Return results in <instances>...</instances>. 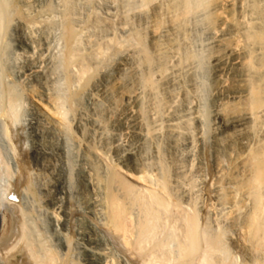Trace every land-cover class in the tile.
I'll return each mask as SVG.
<instances>
[{
  "label": "bare ground",
  "instance_id": "bare-ground-1",
  "mask_svg": "<svg viewBox=\"0 0 264 264\" xmlns=\"http://www.w3.org/2000/svg\"><path fill=\"white\" fill-rule=\"evenodd\" d=\"M110 1L105 6L110 10L104 7V12L98 10L100 15L96 10L99 4L93 0H0V264H264V129L251 147L253 134L244 126L247 118L244 115L226 117L220 110L213 113L217 119L215 134L227 133L228 146L236 143L248 151L245 155L239 153L238 165L235 163L234 172L239 179L233 176L219 181L217 178L210 180L209 185L204 178L196 181L207 185V197L204 195L206 199L200 203L184 194L174 195L166 178L156 176V179L152 172L155 178H151L154 184L151 189L136 187L121 174L118 163L137 164L134 147L121 144L115 128L105 131L103 122L89 115L79 102V92L91 78L92 61L104 55L115 42L107 33L89 51L81 45L82 33L88 29L87 24L97 30L108 31L113 27L118 13ZM201 1L180 0L179 5L187 12L197 9ZM145 3L142 2L143 6ZM180 13H176L178 19ZM255 38L262 40L259 33ZM142 51L143 61L150 63L151 56ZM127 60L128 56L120 58L115 71L119 72ZM242 60L230 50L227 55H215V91L220 96L245 91L248 106L245 108L252 114L260 109L261 114L264 74H260V83L258 78H250L253 71L252 75L240 71ZM226 74L231 75L228 82ZM106 78L112 76L106 75ZM151 78H145L146 88H153ZM102 88L101 82L93 83L86 96L88 104H96ZM29 98L41 102L59 124L48 120ZM128 99L127 107L118 114L117 123L131 137L142 141L153 129L147 121L156 117L158 108L156 112L154 101L148 98L144 101L139 94ZM173 122L167 125L172 128ZM197 142L203 150L201 135ZM232 187L235 192L229 195V203L237 191H243L242 196L249 201L246 208L240 207L242 212L238 211L241 212L238 216L244 212L240 218L221 212L228 205L217 210L229 204L224 190L229 193L228 188Z\"/></svg>",
  "mask_w": 264,
  "mask_h": 264
},
{
  "label": "rangeland",
  "instance_id": "rangeland-1",
  "mask_svg": "<svg viewBox=\"0 0 264 264\" xmlns=\"http://www.w3.org/2000/svg\"><path fill=\"white\" fill-rule=\"evenodd\" d=\"M93 1L97 2L99 4L98 6L101 7V8L98 7L96 9L97 12L101 11L102 13L105 11V9L110 10L107 7H105L107 5L106 2L108 3L110 0L109 1L108 0H99V1L93 0ZM202 1L198 6H196L197 9L194 7L193 9H190L187 12H185L183 7L179 5L180 0H155V1L153 0L152 2L146 1V3H145V0H142V1L140 0H112V2L110 1L111 3H113L112 5L116 6V7L115 6H112V7L114 11L118 13V14L116 13L117 15L114 16L113 27H110L108 31L106 29L97 30L95 27L94 29H92L93 26L90 24H87L86 28L88 29L85 28L87 31L84 29L85 31H83L84 33H82L84 36V39L81 40V43H82L81 45L84 48L87 47L86 50L91 51L93 50L95 42H98V40L101 41V39H103L102 36H105L107 33H108V36L114 37L115 42L113 45L108 46V48L106 49V52L104 53V55H102L103 57L102 56L97 57V59H94L92 61L93 70L91 73V78L86 84V86L79 92L80 93L79 102L81 103L83 107L86 108L87 113L89 115L96 116L97 119L101 121V123L103 122L102 124H103V127L105 128V131L106 130L112 131L113 128H115V132L119 133V141L121 142V144L125 145L126 147L127 146L132 147V148L134 147L133 153L135 155V158H137V164L133 165L132 163L125 162V161L118 163L119 164L118 168L120 169L121 174L125 176V178L129 182H131L136 187H140L143 189L149 187L151 189L154 187L153 179L156 176L158 177L160 176L159 178L165 177L167 180V183L169 184L170 190L174 195L180 196L184 194L190 197L191 199L193 197L192 201L195 200L197 201V203H200L203 199H206L207 194H208L206 191L207 190L206 186L210 184V180L216 181L218 178L219 181H223L224 178L233 177V176L236 179L240 178L234 172L235 171L234 167L236 168V166L238 165V162H239L238 156L240 155L239 153H241L242 155H245L248 151V148L240 147L236 143L235 144L232 143L230 145L231 147L228 146L227 144L228 138L226 137L228 136L227 133L215 134L214 131H215V126H216L215 124H216L217 119L215 120L214 114L220 110L223 113V115H225L226 117L228 115H233V114L237 116L244 115L245 117H247L244 119L245 120L244 126L249 127L248 129L252 131L254 141L251 142V147H254L255 145L254 142L260 138V134H262V130L264 129L263 128L264 127V111L261 112L262 115L260 114V109L257 111V113L252 114L248 110V108H245V107H248L247 98H246L247 95L245 91L238 92V93L228 92L227 95L224 94L225 96L217 95L215 91L216 79L214 76V67H213L214 66L213 59L215 55L216 54L227 55L230 50L232 51L233 56H240L243 59L242 60L243 63L240 66L241 68L240 71L242 70L248 75L249 74L252 75L254 73L252 75L253 77L250 76V78H258L259 80L258 82L260 83V74H264L263 73L264 72V62H263L264 61V49H263L264 48V36H263L264 35V19H263L264 18V4H263L264 0H260V1L259 0L258 1L257 0H243V2H241L243 5L240 4V0H238L239 2L237 0H208V1L202 0ZM142 2L145 3L146 6H143L144 4H142ZM258 2H260L261 4ZM206 3H208L209 6ZM237 3L240 5L238 6ZM255 4H258V5H255ZM140 5L141 7H139ZM203 5L204 6L206 5V6L204 7ZM180 6L182 7L181 10H180L181 8ZM251 6L254 8H252ZM201 7L203 8V10ZM115 8H117V11ZM113 9H111V11H113ZM168 9L171 10L169 11V13H168ZM252 9H254V11ZM165 10L167 11V13ZM249 11H250V15H249ZM176 13L177 15L178 13H180L179 17L181 19L180 18L178 19V16H176ZM193 13L195 14V16ZM97 14H100V12ZM167 14L168 15L170 14V15L168 16ZM175 20H177L178 22ZM120 21L121 22L123 21V23H121ZM179 21H182V22H179ZM242 27L244 29H242ZM111 28H114V29H111ZM247 31H249L248 34L246 33ZM131 33H134V34H131ZM258 33H259V36L262 37L261 41L255 38V36L258 35ZM99 34L101 36H99ZM220 38L222 39L221 42L219 41ZM249 38L251 39L248 40ZM118 39L119 40L121 39V40L119 41ZM123 39L125 41L121 42ZM85 42H87L88 45ZM136 43H140V44L137 45ZM142 45L144 46V48L145 47L146 48L144 49ZM258 45H259V48H258ZM251 47L252 49H250ZM142 50H145V52L149 54V56H151L152 61L150 63H146L145 61H143L144 53ZM235 51L238 53V55ZM138 53H140L139 56H138ZM124 56H128L129 60H127V63H125V65L122 67V69L119 72L115 71L116 63L120 60V58ZM248 56H250L249 59H248ZM249 64H251V66ZM0 69H1V65H0ZM146 72L149 74H147ZM106 75L107 76L111 75L112 78H106ZM230 76H231L230 74H226L224 76L225 79H227L226 82H228ZM136 77L137 78L139 77L140 80L137 79ZM147 77H150V78L152 77L151 79L154 82V86L152 89L148 87L146 88V86L143 83L145 81V78ZM133 81H135V83ZM100 82L103 84V88L101 91H98L96 104L95 105L88 104L86 96L89 92V88L92 87L93 83L100 84ZM263 84H264V79H263ZM62 90L64 89L62 88ZM244 92H245V95H244ZM138 94L142 97V100L144 101H146L147 98L150 99L151 101L153 100L154 102L153 101L152 102L154 103L155 106H157L156 112L158 108V112H157L158 114L156 113L157 115L155 117L156 119L148 118V121H147V122L150 121V127H152L153 129L149 130L147 137L142 139V141L141 140L138 141L136 138L131 137L129 134L125 132V129H122L123 127H119L117 123L118 114L121 113L128 105V101H129L128 98H132ZM262 95L264 96V92L262 93ZM169 96L170 97L172 96L173 99L172 100L169 99ZM174 97H177V98H174ZM157 99L159 101H157ZM28 100L32 102L33 104H35L37 107H39V109L43 111L44 116L48 120H51L56 125L59 124V122L57 121V118L54 117L52 112L48 111L47 108L44 107L41 102H39L38 100L31 99V98H29ZM173 101H175L177 105ZM161 105H164L165 107L164 106L161 107ZM186 108H188V110ZM91 110H93V112ZM263 110H264V107H263ZM173 111L176 113L174 114ZM107 116L108 118H106ZM198 117L200 119L202 117L201 121L203 122V120H205L204 121L205 124H203L204 122L201 123ZM196 120H198L200 125L198 124ZM160 122L161 124H159ZM168 122H173L177 126L174 125V127L171 128L169 125H167ZM155 128H157L156 132H155ZM159 128L161 129L159 130ZM167 128L169 130H167ZM71 130H73V127H71ZM230 132L231 131H228V133ZM199 135L202 136L203 145H204L203 150L200 149L198 142H197ZM188 140L189 141L191 140L190 143L192 144L193 148L191 144H189ZM217 141L220 142V145H216ZM188 144H189V147H188ZM197 148L200 150H198ZM198 152L200 153V155ZM219 159L220 161H218ZM235 163L237 165H235ZM231 165H235V166H231ZM229 167L230 168L233 167V170H231L232 168L230 169ZM143 170L146 174L149 173L151 176L148 174L145 175ZM224 170L228 174L225 173ZM227 170H230L231 173L230 171H227ZM151 172L152 174L155 175V177L151 174ZM204 172L208 174L206 175V177H205V174H203ZM232 172L233 174L235 173V175H233ZM158 177H156V179ZM173 178H175V180ZM202 178L206 180L207 185L199 183ZM194 181L195 182L199 181V182L195 183ZM195 184L197 187L194 186ZM198 186H199V189H198ZM229 189L233 190V191L230 190L229 192L230 194L226 192V190H224L225 197L227 199L229 195L235 192L233 187L228 188V190ZM242 194H243V191H237V193H235V198H232L233 199L232 201L234 203L233 202L229 203V200H231L230 198L227 200L229 204L226 203L224 205H221L219 206L220 208L217 207V210L219 209L220 211L222 207H224L225 205H228V208L227 206H225L222 209L223 211L221 210V212L223 213L228 212L231 214V216L237 217L239 213L242 212V209L246 208V206H248V203H249L248 200L244 199L245 196L244 195L242 196ZM244 200H246V202H244ZM240 207L241 208L243 207V208L241 209ZM240 210L241 212H238ZM243 213L240 214V216L238 217L240 218L241 215H243ZM218 216H221V214H219ZM215 228H217V226H215ZM230 229L231 228H227V231L229 230V232H234L233 229L231 230ZM0 233H1V226H0ZM236 236H238V234Z\"/></svg>",
  "mask_w": 264,
  "mask_h": 264
}]
</instances>
